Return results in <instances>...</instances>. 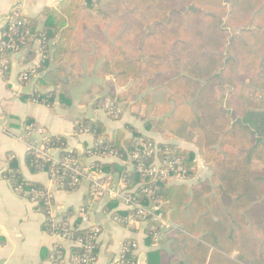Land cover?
<instances>
[{
  "label": "trees",
  "instance_id": "trees-1",
  "mask_svg": "<svg viewBox=\"0 0 264 264\" xmlns=\"http://www.w3.org/2000/svg\"><path fill=\"white\" fill-rule=\"evenodd\" d=\"M92 2L62 0L57 8L41 10V23L38 17L19 15L22 22L16 32L7 35L3 27V38H10L23 51L18 60L27 67L36 56L34 41L40 39L45 45L44 57L29 80L35 77L42 87L57 83L72 60L67 47L79 36L82 11ZM117 11L125 53L111 61L115 82L124 85L150 75L153 86L171 89L168 112L144 123L145 129L164 135L167 141L157 142L128 124L107 132L102 120L82 118L75 132L86 128L95 139L94 145L83 150V157L115 152L119 160H94L92 167L108 175H123L132 196L145 205L156 204L157 211L175 226L169 229L156 221L147 222L145 243L155 246L154 235L160 234L170 242V250L147 251L146 264H264V0H122ZM150 24L152 31L143 35ZM51 61L57 65L54 70L48 69ZM27 96L44 105L54 99L52 92L37 90ZM106 98L126 100L120 94ZM148 102L145 95L135 103ZM139 138L151 143L161 159H177L175 167H182L184 178L195 176L196 157L212 172L193 183L144 176L139 165H147L154 156L145 155L140 144H135ZM45 146L60 149L59 159L70 157L85 165L64 136H50ZM132 150L140 160L132 158ZM127 159L132 165L128 173L123 163ZM25 163L32 173L63 172L59 162L43 160L29 150ZM4 174L11 186L21 183L23 191L44 188L25 180L14 161ZM63 177L58 189L74 190L67 187L68 177ZM40 202L34 207L47 216ZM116 205V199L107 202L108 208ZM129 211L114 213L123 216ZM70 215L68 209L65 218ZM76 221L70 233L84 236L86 230L79 229L80 220ZM131 243L125 244L122 261L139 264ZM94 245L97 255V242ZM70 250L82 252L76 246Z\"/></svg>",
  "mask_w": 264,
  "mask_h": 264
},
{
  "label": "crops",
  "instance_id": "crops-1",
  "mask_svg": "<svg viewBox=\"0 0 264 264\" xmlns=\"http://www.w3.org/2000/svg\"><path fill=\"white\" fill-rule=\"evenodd\" d=\"M61 1L0 0V40L3 27L15 14L26 19L38 17L41 23V10L45 7L57 8ZM103 1L107 3L109 0ZM120 1L122 0H118V4ZM104 6L95 5L93 9L82 11L84 24L79 36L67 47V54L72 60L68 61L64 73L55 85L38 86L35 77L21 82L19 73L28 65L21 63V60L13 62L6 72L0 66V264H51L49 255L54 245L59 242L50 234L46 224L47 216L41 212L42 209L35 208L27 198L13 191L4 174L12 161L16 163L25 180L49 189L53 199V211L57 216L65 217L66 211L70 209L68 220L74 225L76 220H80L78 213L83 210L88 222L82 226L93 225L99 228L98 264H117L122 245L130 242L136 243L132 253L137 255L138 263L141 254L145 255L141 264H146L147 251L155 247L170 250V242L164 236L152 246L145 243L142 225L126 227L117 223L113 219L116 214L114 211L123 210L124 207L118 203L113 208H108L109 199L93 200L87 177L74 190H60L49 181L46 172L32 173L25 163L28 151L25 126L29 123L41 126L47 136H64L68 147L77 150L85 165L90 160L83 157V150L94 145L95 139L90 133L75 132L76 123L82 118L102 120L107 132L128 124L140 133L153 137L157 142L167 141L164 135L145 129L144 123L168 112L172 106L169 101L172 91L164 86H153L150 81L153 76L150 78V75L132 79L124 85L115 82L111 61L120 53H125V43L119 40L123 33L120 14ZM153 27V24L146 27L143 35L150 33ZM58 39L59 36L52 43ZM37 46L35 42L36 56L31 64L38 57ZM127 46L128 53L131 54L129 45ZM56 67L51 61L48 69L54 70ZM36 90L42 93L52 92V104L44 105L32 101L27 95ZM111 94L135 96L132 103L148 95L149 102L140 106L132 104L131 108L129 106L130 111H124L117 120H111L101 108L104 98ZM152 96H164L161 101L166 96L168 99L162 105H156L157 102H153ZM122 102L128 104L126 100ZM144 111L149 114L147 117ZM178 142L183 147L194 149L190 144ZM195 160L198 162L202 159L196 157ZM63 248L64 256H68L70 247L63 244Z\"/></svg>",
  "mask_w": 264,
  "mask_h": 264
},
{
  "label": "built area",
  "instance_id": "built-area-1",
  "mask_svg": "<svg viewBox=\"0 0 264 264\" xmlns=\"http://www.w3.org/2000/svg\"><path fill=\"white\" fill-rule=\"evenodd\" d=\"M92 1L97 2L98 0ZM21 22L22 21L19 19V15L15 14V16L10 18L5 24L9 31V34L7 35L16 32L17 26L20 25ZM34 42H37L38 44V59L29 67H26L25 69L23 68L19 73V80L23 83L29 81L31 75L36 74V64L44 57L45 45L43 41L37 39ZM19 52V47L10 38H3L2 36L0 40V66L2 71L6 72L9 66L18 60L15 59V57ZM109 101L112 102L109 106L110 112H115L117 104L113 100ZM32 126H35V124L29 123L25 126L26 134L30 137V143L28 144L29 152L34 153L37 157L42 158L43 160L53 161L54 163L59 162L60 167L62 168L63 172L61 174L58 173L57 169H51L50 173L48 172L49 181L56 188L62 187L60 182L64 178V175L68 177V181L66 182L67 187L74 189L78 188L82 180L87 177L90 183L89 193L93 200L97 201L102 199H116L125 210H130L126 215L123 216L114 214L113 219L117 223L126 227L138 225H142L144 227L147 222H149V220H152L169 229L175 227L173 224H171V222L166 220L161 213L157 211L159 207L156 204L152 202L145 205L142 201L140 202V200L136 199L135 196H132V194L126 190V181L123 175L120 177H118V175H108L103 173L101 170L92 167L91 161L94 160H119L115 152L95 154L90 153L89 157L87 158L90 160L89 164L83 166L77 160L70 157H65L62 159H59V157L55 158L52 154H50L49 151L51 149L58 148H49L45 146V143H47L49 140V136L44 135L40 138V140L33 138L31 136L33 130ZM80 132L88 133V130L86 128L80 129ZM138 143L143 148L142 152L145 155L154 156L153 160L148 162L147 165L142 163L139 165L138 171L142 175H149L153 180L159 177L160 180L167 182H179L181 179H184V171L182 170V167H175V164L178 163L177 159L171 161L168 156L161 159L156 151V148L153 147L151 143H147L141 138L135 141V144ZM135 151L136 150H132L130 152L132 154V158H139L140 160V155ZM128 160L131 159H127L123 162L126 164V169L124 170L126 173H128L127 171H130L132 166ZM11 187L14 192L18 194L23 193L22 195H24L27 199L29 198L28 200L33 205L38 203L39 199H41V205L43 204L46 206V224L48 226V230L50 234L55 237L57 241H59L54 245L52 252L49 255L51 264H98L97 255L93 254V249L95 248L94 243L97 242L99 228L93 225H87L86 227L82 226L84 223L88 222L87 218L83 214V210H81L77 215L80 218V223L77 227L79 229H85V235L73 237L70 233V229H72L74 226L70 224L68 218H61L53 211V199L48 188L44 187L42 190L31 188L29 191H23L24 188L22 187L21 183ZM63 189L64 188L61 190ZM144 192L148 195L152 194L151 190H144ZM160 237V234L154 235V241L156 244L158 243ZM63 244L69 247L76 246L82 248V252L74 253L71 251L68 253V256H64ZM131 246L135 248L136 243H131ZM125 250L126 245L123 244L117 264H128L127 262L122 261Z\"/></svg>",
  "mask_w": 264,
  "mask_h": 264
},
{
  "label": "rangeland",
  "instance_id": "rangeland-1",
  "mask_svg": "<svg viewBox=\"0 0 264 264\" xmlns=\"http://www.w3.org/2000/svg\"><path fill=\"white\" fill-rule=\"evenodd\" d=\"M100 4L105 5L104 7H107V8H109V10H112V11L113 10L117 11V9H118V0H109L107 3H105V1H103V0H98L97 2H92V4L90 5L89 8H85L83 10L87 11L88 9H91V8L93 9L95 5L98 6ZM169 90L171 91V89H169ZM134 97L135 96H126V102L128 101V104H125V102H121V101L115 102L113 100L117 104L115 112H110L109 106L112 102L109 101L110 99H108V98L104 99V101L101 103V105H102L101 108L104 110V114L107 116V118H109L111 120H117V118H119L120 115L124 111H128V110L130 111L129 106L131 108L135 104V103H132ZM152 97H153L152 98L153 102H157V103H155L156 105H162L168 99L167 96L164 98L163 101H161V99L164 96H152ZM169 101L171 102V100H169ZM137 111H139V110H137ZM134 113H136V111H134ZM144 114L146 115V117H147V115H149L147 113V111H144ZM136 115H138V114L136 113ZM32 129L33 130H32L31 136L33 138H35L36 140H40V138L42 136L46 135L44 129L37 124H35V126H32ZM25 136L27 137V145H28L30 143V137L27 136L26 132H25ZM154 140L157 141L156 139H154ZM196 164H197V170H196L195 176L192 179L191 178L190 179L189 178L181 179V181H187L189 183H193V182H196L197 179L199 180V179H203V178L210 176L212 169L209 166L205 165L202 160H198V162Z\"/></svg>",
  "mask_w": 264,
  "mask_h": 264
},
{
  "label": "water",
  "instance_id": "water-1",
  "mask_svg": "<svg viewBox=\"0 0 264 264\" xmlns=\"http://www.w3.org/2000/svg\"><path fill=\"white\" fill-rule=\"evenodd\" d=\"M23 51H20L19 53L16 54V59H19V57L21 56ZM38 59V57L36 58V60ZM50 154H52L55 158H58L59 157V153H60V150L59 149H51L50 151ZM144 254H141V256L139 257V264H141L144 260Z\"/></svg>",
  "mask_w": 264,
  "mask_h": 264
}]
</instances>
